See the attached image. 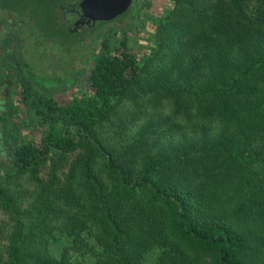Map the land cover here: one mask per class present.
I'll use <instances>...</instances> for the list:
<instances>
[{
  "label": "trees",
  "instance_id": "1",
  "mask_svg": "<svg viewBox=\"0 0 264 264\" xmlns=\"http://www.w3.org/2000/svg\"><path fill=\"white\" fill-rule=\"evenodd\" d=\"M167 2L140 56L124 29L93 49L87 91L23 89L43 132L0 164V264H264V0Z\"/></svg>",
  "mask_w": 264,
  "mask_h": 264
},
{
  "label": "rangeland",
  "instance_id": "2",
  "mask_svg": "<svg viewBox=\"0 0 264 264\" xmlns=\"http://www.w3.org/2000/svg\"><path fill=\"white\" fill-rule=\"evenodd\" d=\"M46 2L0 0V58L5 61V65L0 63V79L5 82L4 88H0V164L8 165L7 147L17 131L19 140L33 144L43 132V128L35 126L34 122L26 121L21 101L24 88L58 93L57 99L65 101L78 91H87L84 75L93 49H98L100 42L114 38L120 29H124L133 52L140 56L146 48L142 42L149 41L154 31L153 20L168 6L167 0H135V12L131 6L116 20L104 25L99 22L94 29L73 32L74 29H67L70 24L63 17L55 15L56 18H52L53 13ZM10 40L13 41L11 45ZM6 97L12 110L7 103L1 104ZM19 182L23 188L30 187L26 178ZM6 220L0 211V225ZM5 235L6 229L0 231V243L5 241Z\"/></svg>",
  "mask_w": 264,
  "mask_h": 264
},
{
  "label": "water",
  "instance_id": "3",
  "mask_svg": "<svg viewBox=\"0 0 264 264\" xmlns=\"http://www.w3.org/2000/svg\"><path fill=\"white\" fill-rule=\"evenodd\" d=\"M132 0H82L81 13L89 21H111L127 11Z\"/></svg>",
  "mask_w": 264,
  "mask_h": 264
},
{
  "label": "flooded vegetation",
  "instance_id": "4",
  "mask_svg": "<svg viewBox=\"0 0 264 264\" xmlns=\"http://www.w3.org/2000/svg\"><path fill=\"white\" fill-rule=\"evenodd\" d=\"M81 1L82 0H57V3L54 7L57 13V18H59V16L63 17V20L66 23L70 24L69 27H67V29L70 30L72 28L74 29V30L71 29L73 32L75 30L79 31L80 29H86V28L94 29L97 27V23L106 22V21H98L94 23L92 21H89L85 16H83L79 5Z\"/></svg>",
  "mask_w": 264,
  "mask_h": 264
}]
</instances>
